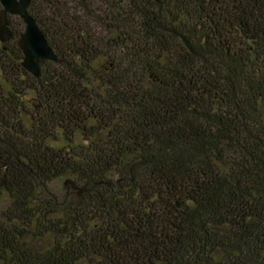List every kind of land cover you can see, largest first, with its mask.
<instances>
[{"label":"trees","instance_id":"trees-1","mask_svg":"<svg viewBox=\"0 0 264 264\" xmlns=\"http://www.w3.org/2000/svg\"><path fill=\"white\" fill-rule=\"evenodd\" d=\"M27 11L62 61L8 16L0 264H264V0Z\"/></svg>","mask_w":264,"mask_h":264},{"label":"water","instance_id":"water-1","mask_svg":"<svg viewBox=\"0 0 264 264\" xmlns=\"http://www.w3.org/2000/svg\"><path fill=\"white\" fill-rule=\"evenodd\" d=\"M31 0H0V42L6 43L13 38L9 28L8 16H17L23 23L24 29L17 39V46L22 53L21 66L33 77L40 74V66L45 62L62 61L48 45L40 31L36 20L28 13L27 9ZM159 6L162 0H154ZM70 182L65 180L63 185ZM75 189V185L72 184Z\"/></svg>","mask_w":264,"mask_h":264},{"label":"rangeland","instance_id":"rangeland-1","mask_svg":"<svg viewBox=\"0 0 264 264\" xmlns=\"http://www.w3.org/2000/svg\"><path fill=\"white\" fill-rule=\"evenodd\" d=\"M62 186H63V182L57 183L56 186L52 185V189H53V191L60 192V189H61ZM65 186H68V184L65 185ZM75 188H77V187H75ZM3 208H4V204L2 202H0V210H2Z\"/></svg>","mask_w":264,"mask_h":264},{"label":"flooded vegetation","instance_id":"flooded-vegetation-1","mask_svg":"<svg viewBox=\"0 0 264 264\" xmlns=\"http://www.w3.org/2000/svg\"><path fill=\"white\" fill-rule=\"evenodd\" d=\"M9 28H10V26H9ZM11 30V29H10ZM1 43V42H0ZM1 44H3V43H1Z\"/></svg>","mask_w":264,"mask_h":264}]
</instances>
